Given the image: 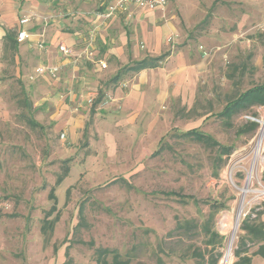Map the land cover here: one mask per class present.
I'll return each mask as SVG.
<instances>
[{
	"label": "rangeland",
	"instance_id": "rangeland-1",
	"mask_svg": "<svg viewBox=\"0 0 264 264\" xmlns=\"http://www.w3.org/2000/svg\"><path fill=\"white\" fill-rule=\"evenodd\" d=\"M108 1L44 2L64 19L70 18L66 13L69 9L72 30L76 27L86 33L89 21L84 19L85 13L99 11ZM170 1L176 7L170 11L171 16L180 18L181 33L187 37L183 36V44V40L177 42L176 35L168 36L169 51L189 46L190 56L200 60L198 72L193 71V86L179 89L178 95L162 105L161 113L147 114V121L117 127L111 123L113 128L103 125L110 134L115 128H134L139 136L133 141L127 138L132 132H124L125 139L116 138L113 144L95 118L83 122L82 127L75 123L71 136L65 122L57 124L52 103L33 104L46 95L47 88L34 95L31 90L27 92L21 78L14 79L10 94L16 99L5 101L6 112L0 116V264H62L67 256L73 264H96L93 246L128 252L132 264H193L189 258L183 259L181 252L189 242L201 248L204 245L200 238L188 241L186 237L180 243V238L168 234L177 217H200L199 209L201 213L208 210V203L203 202L207 198L226 201L215 215L213 226L225 236V253L232 227L236 226L231 244L235 247L242 217L253 206L264 208V137L246 185L258 135L264 132V105L235 114L230 126L215 114L235 92L264 78V0ZM32 64L34 67L37 62L33 60ZM106 88L108 84L90 89L85 106L100 95L103 102ZM108 98L110 95L104 102ZM83 106L74 103L71 109L78 114ZM249 119L257 121V131L238 134L239 127ZM31 120L37 124H31ZM191 127H199L218 142L233 147L218 177L211 175L212 148L173 136L176 130L183 132ZM60 175L62 180L56 184ZM244 186L248 191L236 222L240 188ZM51 187L56 208L48 213L54 203L48 196ZM167 190L194 196L199 207L165 195L163 191ZM45 217L55 223L43 233ZM160 240L175 253H162L158 261L153 253ZM231 255L229 264L234 261L232 247ZM252 259L254 264H264L260 256Z\"/></svg>",
	"mask_w": 264,
	"mask_h": 264
},
{
	"label": "crops",
	"instance_id": "crops-1",
	"mask_svg": "<svg viewBox=\"0 0 264 264\" xmlns=\"http://www.w3.org/2000/svg\"><path fill=\"white\" fill-rule=\"evenodd\" d=\"M44 1L0 0V116L6 112L5 101L9 97L10 100L16 99L10 94V87L16 83L15 78H21L27 92L31 90L34 95L47 88L46 95L33 104L42 106L52 103L58 117L57 124L65 122L71 136L75 123L79 122V127H82L83 122L90 118H95L99 127L105 124L111 126V123L115 127L131 126L142 120L147 121V114L161 113L162 105L171 96L178 95L179 89L193 86V74L198 72L200 60L190 56L189 46H177L174 51H169L170 46L166 42L171 35H176L178 43L184 39L183 36L187 37V34L181 33L180 18L171 16L170 11L176 7L170 0L163 9L155 10H143L130 4L127 11L117 10L111 17L101 13L114 0H109L105 5V2H101L100 5L104 6L99 11L89 10L85 13L84 19L89 21L86 33L76 27L72 30L69 9L66 13L70 18L64 19L57 9H50ZM23 17L29 18L25 24L20 23ZM65 24H68L67 27ZM20 29L29 33L28 38L22 41L17 40ZM7 34L13 37L7 39ZM61 42L72 49V55L65 56L58 50ZM80 55L82 58H77ZM159 55H163L159 66L131 71L116 83L108 84L120 67ZM33 60L37 62L34 67ZM101 61L105 62L108 71L100 66ZM40 65H59L58 76L52 78L48 74L34 73ZM21 70H24V75ZM107 73L112 75L105 76ZM44 81L49 85L43 84ZM107 84L104 93L106 97L110 95V99L104 102V96L103 102L85 106L90 89L96 90ZM72 102L84 104L78 108V114L73 113ZM126 128L125 131L115 128L118 133L113 130V134L104 127L101 131L113 144L116 138L125 139L122 135L124 132H132L127 137L132 141L138 138L137 130Z\"/></svg>",
	"mask_w": 264,
	"mask_h": 264
},
{
	"label": "trees",
	"instance_id": "trees-1",
	"mask_svg": "<svg viewBox=\"0 0 264 264\" xmlns=\"http://www.w3.org/2000/svg\"><path fill=\"white\" fill-rule=\"evenodd\" d=\"M7 39L13 37L12 34L6 35ZM163 55L159 57H145L141 60L133 61L131 64L124 65L120 67L116 74L110 79L108 84L116 83L125 74L131 71H138L144 69L145 67H156L159 66L160 60ZM101 96H98L94 100V104L99 103ZM264 105V78L260 83L249 86L247 89L235 92L231 97L228 98L226 103L222 108L216 112L218 116L222 118L225 125L230 126L232 124L231 120L235 114L239 112H246L252 109L254 106ZM253 117L257 118L256 113H252ZM31 124H37L34 120H31ZM258 129V123L255 120L249 119L241 125L238 129V134L240 133H255ZM174 137L187 138L189 140H194L197 143L202 144L205 148L210 147L214 151V159L211 166V175L213 177H218L221 168L224 165L227 156L232 152L233 147L229 144L218 142L217 139L213 137L207 131H203L199 127H191V129L183 132L175 131L173 132ZM163 139V137H162ZM161 139V140H162ZM65 161V160H64ZM68 171L65 169L64 173ZM63 175L59 176L56 180V184H59L62 180ZM167 196H174L177 200L183 203L194 202L196 206L199 207L198 200L191 195H182V193L175 192L172 190L163 191ZM53 204L48 210L56 208V195L54 187L49 189V195ZM204 203H208V210L206 213H201L199 209L200 217H177L174 226L168 231L171 236H177L180 243H183L184 238H188V241L200 238L204 248H201L195 243H190L186 245L181 252L183 259L189 258L193 261V264H219L223 253H224V235H221L217 230L214 229V219L218 211L225 207L226 201H218L215 197L207 198L203 200ZM261 207V206H260ZM82 207L79 208V211ZM55 220L48 219L45 217L41 225V231L45 233L47 228L52 227ZM237 242L232 245L233 248V259L231 264H254L253 256L257 255L264 258V208H258L253 206L240 220L238 225ZM156 247V250H155ZM153 247L154 256L158 261L162 260L161 254L170 255L174 252V249L165 248L163 245V240L157 241ZM254 247V249L251 248ZM130 253H122L117 248L109 246H93V257L96 264H132V258ZM62 264H73L71 259L67 256V259L63 261Z\"/></svg>",
	"mask_w": 264,
	"mask_h": 264
},
{
	"label": "built area",
	"instance_id": "built-area-1",
	"mask_svg": "<svg viewBox=\"0 0 264 264\" xmlns=\"http://www.w3.org/2000/svg\"><path fill=\"white\" fill-rule=\"evenodd\" d=\"M169 0H114L113 4H109L106 6L105 11L102 12V15L105 17H111L115 11H127L130 4H134L138 8L141 9H162L166 6ZM28 17H23L20 20L21 24H25L28 21ZM29 33L23 29L18 30L17 32V40L22 41L28 38ZM58 50L65 56L72 55V49L65 45L64 43L58 44ZM100 65L105 67V62L101 61ZM59 65H40L35 68V72L37 74H48L52 78H56L58 76ZM90 100V99H89Z\"/></svg>",
	"mask_w": 264,
	"mask_h": 264
},
{
	"label": "bare ground",
	"instance_id": "bare-ground-1",
	"mask_svg": "<svg viewBox=\"0 0 264 264\" xmlns=\"http://www.w3.org/2000/svg\"><path fill=\"white\" fill-rule=\"evenodd\" d=\"M264 137V132H260L259 135H258V138H257V144H256V148H254L255 152H254V160H253V163L251 164L250 168L247 169L248 170V174H247V180H246V185L248 184V182L250 181L252 175H253V170L255 168V160L257 159V157H259L258 155L261 153L260 152V145H261V141ZM255 147V146H254ZM260 152V153H259ZM261 164V163H260ZM241 190V202L240 204L238 205L237 207V211H236V215L237 217L239 218L240 217V212L242 211V207H243V196L245 195V193L248 191V187L244 186V187H241L240 188ZM236 233V226L232 227V230L230 232V235H229V238H228V249L226 250V252L224 253V257H223V261L221 262V264H229V262L231 261V247H232V242H233V238H234V235ZM222 259V258H221Z\"/></svg>",
	"mask_w": 264,
	"mask_h": 264
},
{
	"label": "water",
	"instance_id": "water-1",
	"mask_svg": "<svg viewBox=\"0 0 264 264\" xmlns=\"http://www.w3.org/2000/svg\"><path fill=\"white\" fill-rule=\"evenodd\" d=\"M246 187H247V186H246ZM240 213H241V212H240ZM238 219H239V218H238V217H236V222L238 221ZM227 245H228V244H227ZM228 248H229V247L227 246V249H228Z\"/></svg>",
	"mask_w": 264,
	"mask_h": 264
}]
</instances>
